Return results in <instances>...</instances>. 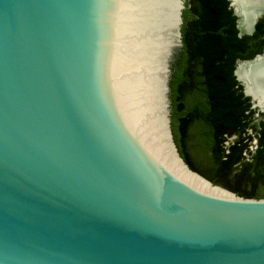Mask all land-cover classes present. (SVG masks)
<instances>
[{"label": "water", "instance_id": "water-1", "mask_svg": "<svg viewBox=\"0 0 264 264\" xmlns=\"http://www.w3.org/2000/svg\"><path fill=\"white\" fill-rule=\"evenodd\" d=\"M186 1L0 0V264H264V200L193 172L173 140ZM229 1L252 34L264 8L245 31ZM263 57L233 73L259 113L236 72ZM139 84L157 142L220 194L167 165L137 115Z\"/></svg>", "mask_w": 264, "mask_h": 264}, {"label": "trees", "instance_id": "trees-1", "mask_svg": "<svg viewBox=\"0 0 264 264\" xmlns=\"http://www.w3.org/2000/svg\"><path fill=\"white\" fill-rule=\"evenodd\" d=\"M236 21L227 0L186 1L170 64L171 131L193 172L238 197L264 200V113L251 109L233 75L237 62L263 53L264 17L251 36L238 37Z\"/></svg>", "mask_w": 264, "mask_h": 264}, {"label": "bare ground", "instance_id": "bare-ground-1", "mask_svg": "<svg viewBox=\"0 0 264 264\" xmlns=\"http://www.w3.org/2000/svg\"><path fill=\"white\" fill-rule=\"evenodd\" d=\"M240 7L244 19L241 22V27L245 31L251 28L253 16L256 12L264 8V0H234ZM237 78L247 87V93L256 99L260 104L264 105V57L258 59L252 66H240L236 72ZM141 90H137L135 94V108L137 115L141 120V124L145 130V134L149 137L151 143L157 148L163 156L167 165L183 180L193 185L194 187L208 191L214 194L220 192L208 188L200 180L189 174L183 166L176 160L167 143L163 141L158 143L151 126V115L147 107V99L145 98L144 86L139 84ZM149 112V113H148ZM163 140V139H162ZM161 145V146H160Z\"/></svg>", "mask_w": 264, "mask_h": 264}, {"label": "flooded vegetation", "instance_id": "flooded-vegetation-1", "mask_svg": "<svg viewBox=\"0 0 264 264\" xmlns=\"http://www.w3.org/2000/svg\"><path fill=\"white\" fill-rule=\"evenodd\" d=\"M227 1H228V10H231L233 16H235V15H234L233 8L231 7V3H230V1H229V0H227ZM262 17H264V16H262ZM262 17H261V18H262ZM261 18H260V19H261ZM257 22H258V21H257ZM257 22H256V24H257ZM256 24H255V25H256ZM236 29H237V21H236ZM237 31H238V33H237L238 37L251 36V35H253V33L255 32V27H254V31H253V33L250 34V35L242 34L241 36H239V35H240V31H239L238 29H237ZM263 53H264V51H263ZM263 53H262V54H263ZM262 54H261V55H262ZM257 56H259V55H257ZM255 57H256V56H255ZM255 57H254V58H255ZM254 58H253V59H254ZM253 59H252V60H253ZM239 62H246V61H239ZM237 63H238V62H237ZM251 105H252V104H251ZM251 109H253L252 106H251ZM254 110H255V109H254ZM248 135H251V133L249 132ZM255 149H256V141L254 140V141L251 143L250 147H249V151L253 152Z\"/></svg>", "mask_w": 264, "mask_h": 264}, {"label": "rangeland", "instance_id": "rangeland-1", "mask_svg": "<svg viewBox=\"0 0 264 264\" xmlns=\"http://www.w3.org/2000/svg\"><path fill=\"white\" fill-rule=\"evenodd\" d=\"M167 99H168V102H169V104H168V113H169L168 118H169V120L171 121V118H170V115H171L170 93L167 94ZM232 140H233V138L230 139V140L228 141V143H230Z\"/></svg>", "mask_w": 264, "mask_h": 264}]
</instances>
